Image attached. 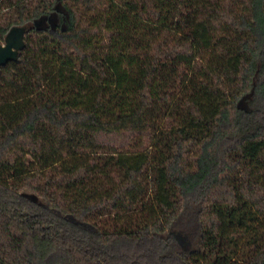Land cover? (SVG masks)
Wrapping results in <instances>:
<instances>
[{
    "label": "trees",
    "instance_id": "trees-1",
    "mask_svg": "<svg viewBox=\"0 0 264 264\" xmlns=\"http://www.w3.org/2000/svg\"><path fill=\"white\" fill-rule=\"evenodd\" d=\"M23 26L0 264H264V0H0Z\"/></svg>",
    "mask_w": 264,
    "mask_h": 264
},
{
    "label": "water",
    "instance_id": "water-1",
    "mask_svg": "<svg viewBox=\"0 0 264 264\" xmlns=\"http://www.w3.org/2000/svg\"><path fill=\"white\" fill-rule=\"evenodd\" d=\"M39 23L35 24L38 28ZM33 27H12L6 34L4 42L0 44V67L17 62L26 46V36Z\"/></svg>",
    "mask_w": 264,
    "mask_h": 264
}]
</instances>
